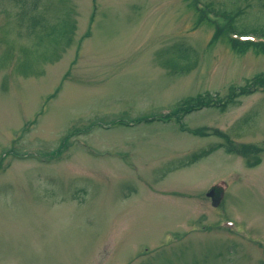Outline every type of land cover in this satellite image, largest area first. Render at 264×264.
<instances>
[{
	"label": "rangeland",
	"instance_id": "obj_1",
	"mask_svg": "<svg viewBox=\"0 0 264 264\" xmlns=\"http://www.w3.org/2000/svg\"><path fill=\"white\" fill-rule=\"evenodd\" d=\"M195 1L258 45L264 0ZM197 15L191 0H0V264H264V52L213 41ZM176 44L189 72L162 65ZM199 96L226 108L154 122Z\"/></svg>",
	"mask_w": 264,
	"mask_h": 264
},
{
	"label": "trees",
	"instance_id": "obj_2",
	"mask_svg": "<svg viewBox=\"0 0 264 264\" xmlns=\"http://www.w3.org/2000/svg\"><path fill=\"white\" fill-rule=\"evenodd\" d=\"M63 1V0H61ZM192 6L195 9V11L197 12V20L195 21V24L198 25H208L210 27H214V38L213 41H215L216 39L220 37H223L227 43L230 45V47H232L234 50L237 51H243L248 49L249 47H253L254 51H259V52H264V30H259V31H253L254 33H257L258 35H254L256 36L257 40L259 41V43H255L258 45H252V43H249L248 41H243L240 39L241 36H239V34H243V33H239L236 31V28L233 26L232 24V19H226L228 20L229 24L227 26V30H222L220 29L215 23L216 20H214V18L220 17V15L223 17V19H225L224 17L227 16L226 14H223L221 12H215L214 10H211L209 7H204L205 9H207V12H203L205 9L201 8L198 9L197 6V1L195 0H191ZM230 17V16H229ZM31 19V18H30ZM37 21V23H31L32 27H39L40 24L42 25V23L44 24V18L41 17V19H35L32 18L31 20ZM30 24V22H29ZM29 25V26H31ZM31 29V28H30ZM193 51H191L189 48L181 45V44H176L173 45L172 47H170L167 51H166V56L164 57V59H162V65L163 66H168L171 69H174L175 71H179V72H189L190 70L193 69L194 65H195V61L192 60ZM180 65H184V66H180ZM256 82H253V85H257V87H262L264 88V75L258 76L255 79ZM253 85H251L252 90H249L247 88H240L238 91H230V99H228V101H232L234 98L236 97H241V96H247L249 94H251L252 92H255V88L253 87ZM217 100L215 99H211L208 98L207 96H199L196 97L195 99H191L188 102H181V104H179L178 107H176L172 112H170L169 114H167L166 116H159L158 118H154V122H162V123H167V122H175L176 124H181V120L189 113L196 111L199 108H207V107H214L217 109H220L221 111H223L226 108V103L227 101L224 103L221 102H217ZM144 122L146 123H150L151 120H145ZM218 135H220L219 133H217ZM254 147L250 146L249 148H244V149H253ZM233 152V151H232ZM203 155H200V157ZM258 164V162H257Z\"/></svg>",
	"mask_w": 264,
	"mask_h": 264
},
{
	"label": "water",
	"instance_id": "obj_3",
	"mask_svg": "<svg viewBox=\"0 0 264 264\" xmlns=\"http://www.w3.org/2000/svg\"><path fill=\"white\" fill-rule=\"evenodd\" d=\"M207 196H209L210 198H212L214 200V190H211Z\"/></svg>",
	"mask_w": 264,
	"mask_h": 264
}]
</instances>
